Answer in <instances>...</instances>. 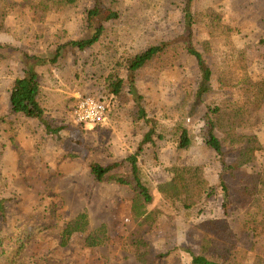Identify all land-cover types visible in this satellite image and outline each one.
<instances>
[{"label": "rangeland", "instance_id": "rangeland-1", "mask_svg": "<svg viewBox=\"0 0 264 264\" xmlns=\"http://www.w3.org/2000/svg\"><path fill=\"white\" fill-rule=\"evenodd\" d=\"M16 1L22 17L12 22V33L0 35V44L8 46L0 51V212H5L0 214V251H7L3 264H141L123 247L133 232L149 245L150 264H193L203 236L199 225L221 219L224 203L219 167L204 144L199 116L187 124L195 137L190 151L179 152L168 140L144 146L140 164L154 197L151 203L126 187L96 182L89 167L134 155L148 130L146 120L171 129L186 119H181L182 108L186 99L193 102L187 96L195 92L198 77L195 60L186 55L163 73L143 72L136 84L142 105L129 90L121 107L107 105L109 77L123 75L130 56L182 34V6L172 0H116L122 21L109 25L97 45L85 52L66 49L53 63L61 45L92 37L80 18L94 0H81L79 8L60 12H43L37 7L43 0ZM193 11L201 38L219 41L216 45L224 51L228 40L233 42L242 83L264 80V0H197ZM28 71L40 76L43 121L12 113L14 80ZM87 96L107 105V124L90 128L76 122L75 108ZM260 115L262 125L255 133L264 143V106ZM175 163L196 167L200 184L216 188L213 212L188 219L164 200L163 192L173 187L170 168ZM259 163L264 165V159ZM134 208L145 212L135 217ZM82 213L88 214L91 230L107 226L105 244L88 248L79 234L69 245H61L63 228ZM252 244L251 233L241 236L240 247L251 261ZM19 246H24L20 254Z\"/></svg>", "mask_w": 264, "mask_h": 264}, {"label": "trees", "instance_id": "trees-1", "mask_svg": "<svg viewBox=\"0 0 264 264\" xmlns=\"http://www.w3.org/2000/svg\"><path fill=\"white\" fill-rule=\"evenodd\" d=\"M172 1L182 6V34L176 41H162L130 56L125 73L109 77L107 105L121 107L127 100V90L136 96V84L145 70L155 69L163 73L175 67L181 55H186L195 60L198 68L196 90L187 96L193 102L186 99L182 108L181 119L187 120L179 121L171 129L157 120H146L148 130L134 155L107 165L92 162L89 165L91 174L98 183L109 182L126 187L141 195L146 203H151L154 197L140 164L144 146L154 145L157 140H168L179 152L190 151L195 145V137L187 124L199 116L203 124L204 144L214 153L219 167L224 203L221 219L204 220L199 225L203 236L199 253L193 255V264H264V165L259 163L264 159V143L255 133L262 125L260 112L264 106V80L252 84L241 82L238 53L231 40L227 42L228 50L224 51L217 47L219 41L201 38L193 11L197 0ZM80 4L81 0H52L51 4L43 0L37 7L43 12H60L69 7L79 8ZM21 13L18 1L0 0V35L13 32L12 22L18 21ZM80 19L92 37L61 45L53 54V63L61 59L66 49L85 52L97 45L108 33V26L120 23L123 17L116 0H94V6L85 9ZM6 48L8 46L0 44V51ZM23 56L40 63L47 62V59L32 58L26 53ZM41 94L40 76L35 72L28 71L23 77L15 78L10 94L12 113L29 120L43 121L45 111ZM136 103L142 105L141 96H136ZM139 113L143 117L144 111ZM170 172L173 187L165 190L163 197L178 214L188 219H199L206 216L208 210L213 212L216 188L200 184L196 167L175 163ZM139 212L145 210L134 208L135 217ZM0 214L5 216L4 210ZM107 233L106 225L91 230L88 214L82 213L63 228L61 245H69L81 234L85 236L88 248H97L108 241ZM245 233H251L253 237L252 261L249 253L240 247L241 236ZM148 246L140 233L133 232L123 247L135 254L141 264H150ZM17 250L22 253L24 246L17 247ZM6 253L0 251V264H3Z\"/></svg>", "mask_w": 264, "mask_h": 264}, {"label": "built area", "instance_id": "built-area-1", "mask_svg": "<svg viewBox=\"0 0 264 264\" xmlns=\"http://www.w3.org/2000/svg\"><path fill=\"white\" fill-rule=\"evenodd\" d=\"M77 123L90 128L105 125L109 121L107 105L96 97L80 98L74 111Z\"/></svg>", "mask_w": 264, "mask_h": 264}, {"label": "crops", "instance_id": "crops-1", "mask_svg": "<svg viewBox=\"0 0 264 264\" xmlns=\"http://www.w3.org/2000/svg\"><path fill=\"white\" fill-rule=\"evenodd\" d=\"M45 111V110H44ZM35 121H37V120H35Z\"/></svg>", "mask_w": 264, "mask_h": 264}]
</instances>
